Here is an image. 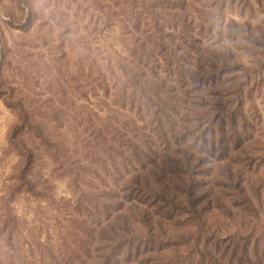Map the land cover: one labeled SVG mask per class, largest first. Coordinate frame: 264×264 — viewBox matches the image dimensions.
I'll use <instances>...</instances> for the list:
<instances>
[{
    "label": "rangeland",
    "instance_id": "obj_1",
    "mask_svg": "<svg viewBox=\"0 0 264 264\" xmlns=\"http://www.w3.org/2000/svg\"><path fill=\"white\" fill-rule=\"evenodd\" d=\"M138 3L0 0V264H63L80 250L87 259L82 246L93 239L85 234L91 220L83 205L100 192L94 187L107 190L100 178L113 184L107 169L116 153L89 137L96 134L85 121L94 116L106 127L113 118L105 105L112 102L95 92L98 66L108 72L110 65L138 61L131 54L137 35L119 20L141 18ZM187 5L202 30V44L195 47L225 46L247 68L225 82L250 81L242 127L264 139V0ZM117 76L123 77L119 71ZM238 99L227 100L235 114L241 112ZM261 209L258 216L236 210L234 223L210 213L211 225L224 227L213 246L217 264H264V203Z\"/></svg>",
    "mask_w": 264,
    "mask_h": 264
},
{
    "label": "trees",
    "instance_id": "obj_2",
    "mask_svg": "<svg viewBox=\"0 0 264 264\" xmlns=\"http://www.w3.org/2000/svg\"><path fill=\"white\" fill-rule=\"evenodd\" d=\"M138 4L141 18H119L137 35L131 54L138 61L108 72L98 66L95 92L112 102L105 105L113 118L106 127L94 116L85 121L96 134L89 137L116 153L107 169L113 184L99 177L107 190L94 187L100 192L83 205L93 239L82 246L87 259L80 250L63 264H217L213 246L224 227L212 226L210 213L234 223L236 210L258 216L264 203V163H256L264 139L242 127L250 81L225 82L247 68L225 46L195 47L202 30L187 0ZM231 97L241 112L229 111ZM76 188L82 191L78 182ZM32 263L39 262L25 264Z\"/></svg>",
    "mask_w": 264,
    "mask_h": 264
}]
</instances>
